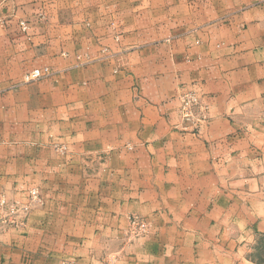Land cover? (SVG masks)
Masks as SVG:
<instances>
[{
    "label": "crops",
    "instance_id": "1",
    "mask_svg": "<svg viewBox=\"0 0 264 264\" xmlns=\"http://www.w3.org/2000/svg\"><path fill=\"white\" fill-rule=\"evenodd\" d=\"M250 1L0 0V193L46 199L0 231V264H260L264 0ZM188 91L211 105L200 135L178 116ZM132 216L148 232L130 242Z\"/></svg>",
    "mask_w": 264,
    "mask_h": 264
},
{
    "label": "built area",
    "instance_id": "2",
    "mask_svg": "<svg viewBox=\"0 0 264 264\" xmlns=\"http://www.w3.org/2000/svg\"><path fill=\"white\" fill-rule=\"evenodd\" d=\"M21 27L24 31L28 29L25 22H21ZM106 51L107 49H104V52ZM51 74L52 72L49 68L35 69L23 76L21 84L28 85L45 79ZM178 99L180 103L178 116L183 126V131L194 135H200L203 127L211 119V105L206 100V97L197 91L184 92L179 95ZM29 193L30 200L28 201V204L23 205L15 203L11 205L12 208L10 212L17 218V220H9V223L16 228H22L25 226V220L33 203L43 204L38 190L33 189ZM5 205H8L7 202L5 203V201H2L1 207H5ZM4 222L8 223L7 219H5ZM130 224L132 229L130 234L135 238H139L147 234L148 226L140 217H133Z\"/></svg>",
    "mask_w": 264,
    "mask_h": 264
},
{
    "label": "rangeland",
    "instance_id": "3",
    "mask_svg": "<svg viewBox=\"0 0 264 264\" xmlns=\"http://www.w3.org/2000/svg\"><path fill=\"white\" fill-rule=\"evenodd\" d=\"M256 2L257 1H252L251 0L249 2V5H253ZM60 150L64 151L65 147H63V146L60 147ZM33 189H36V190L39 191V196H40V199L43 201V204L33 203L32 207H31V210L29 211V213L27 215V218L25 220V226L27 224L28 218H29L30 214L32 213V211L34 209H36V208L44 207V205L46 204V199H45V196H44L43 192H41L38 188H32L31 190H33ZM31 190L19 194V195L22 196V198H19L18 194L15 195V194L0 193V231H8L10 229H23V228H25V226L22 227V228H16L11 223H9V220H17V218L14 215H12L10 211H11V208H12L11 205H13L15 203L23 204V205L28 204V201L30 200V193L29 192ZM2 201H5V203L7 202L8 205L7 206L5 205V207H1V202ZM133 217H139V216H132L130 218V223H131V219ZM5 219H7L8 223L4 222ZM131 232H132V229H131V224H130V229L127 232L128 233L127 237L130 240V242H132L133 239H136L134 236H132L130 234ZM257 250H258V253L256 255L252 256L253 260L259 259L261 261V264H264V239H261L259 241L258 246H257Z\"/></svg>",
    "mask_w": 264,
    "mask_h": 264
},
{
    "label": "trees",
    "instance_id": "4",
    "mask_svg": "<svg viewBox=\"0 0 264 264\" xmlns=\"http://www.w3.org/2000/svg\"><path fill=\"white\" fill-rule=\"evenodd\" d=\"M258 260V262L261 264V261L259 260V259H257Z\"/></svg>",
    "mask_w": 264,
    "mask_h": 264
}]
</instances>
